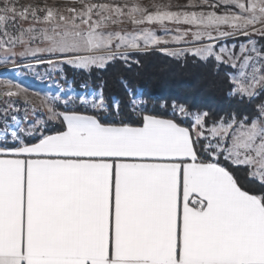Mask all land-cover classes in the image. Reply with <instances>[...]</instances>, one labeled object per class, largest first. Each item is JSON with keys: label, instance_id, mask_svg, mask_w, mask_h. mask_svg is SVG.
Wrapping results in <instances>:
<instances>
[{"label": "snow or ice", "instance_id": "6c2138e0", "mask_svg": "<svg viewBox=\"0 0 264 264\" xmlns=\"http://www.w3.org/2000/svg\"><path fill=\"white\" fill-rule=\"evenodd\" d=\"M149 51L211 63L250 109L0 79V264H264V0H0L5 71Z\"/></svg>", "mask_w": 264, "mask_h": 264}, {"label": "trees", "instance_id": "16d2710c", "mask_svg": "<svg viewBox=\"0 0 264 264\" xmlns=\"http://www.w3.org/2000/svg\"><path fill=\"white\" fill-rule=\"evenodd\" d=\"M137 60L139 63L134 62ZM47 70V66H38L32 72L25 69L21 72L41 88L45 86L44 80L56 78L63 84L61 87L66 88L67 92L73 90L76 95L83 93L81 85L84 82H87L89 88H95L103 83L105 97L119 98L122 106L129 99L119 83L121 79H125L139 93L138 98L146 102L143 106L149 109L165 111L161 106L174 101L186 104L193 110H207L214 115L250 109L249 104L229 98L222 73L217 74L211 63L205 64L194 58H189L186 63L178 62L160 52L149 51L144 54H133L128 64L117 61L106 69H93L90 75L67 66L63 75L54 73L48 76ZM43 73L44 79L40 77ZM20 82L23 83L24 80L21 79ZM236 176L242 184L246 182L243 172H237Z\"/></svg>", "mask_w": 264, "mask_h": 264}, {"label": "rangeland", "instance_id": "374dc122", "mask_svg": "<svg viewBox=\"0 0 264 264\" xmlns=\"http://www.w3.org/2000/svg\"><path fill=\"white\" fill-rule=\"evenodd\" d=\"M158 34H161V35H162L163 33H158ZM28 62H29V63H34V61H32L31 59H29ZM8 68H12V65L9 64V65H8ZM1 69H4L3 66H0V70H1ZM23 70H24V69L21 68V69H19L18 73H13V72L11 71V69H9L8 71H4V72H2V73H3V76H2V78H0V79H11V80H14V81L17 82V83H21L22 86H25V87L29 88L30 90H35V91H38V92H41V93H48L49 95H53V94H60V95H63L62 92H58V91H57L58 89H61V88L64 89V90L67 92V89L61 87L63 84H61L60 81H58L56 78H52V79L48 78V79L44 80V81H45V82H44L45 86H44L43 88H41L40 85H38V84H34V83L31 81V78H29L28 76H25V75L23 74V72H21V71H23ZM49 70H50V69H48L47 71H49ZM47 71H46V75H47ZM35 72H36V71H35ZM35 72H34V73H35ZM54 73H55V72H54ZM54 73H53V74H54ZM44 74H45V73H43L42 76H40V77H43V79H44V77H45ZM19 78H20V81H21V79H23L24 82L22 83V82L18 81ZM17 79H18V80H17ZM42 82H43V81H42ZM47 84H49V85H47ZM68 94H69V95H76V93H75V94L73 93V90L68 91Z\"/></svg>", "mask_w": 264, "mask_h": 264}, {"label": "bare ground", "instance_id": "6f19581e", "mask_svg": "<svg viewBox=\"0 0 264 264\" xmlns=\"http://www.w3.org/2000/svg\"><path fill=\"white\" fill-rule=\"evenodd\" d=\"M8 69H12V68H8ZM5 70L4 69H1L0 70V73H2V72H4ZM0 78H2V77H0Z\"/></svg>", "mask_w": 264, "mask_h": 264}]
</instances>
